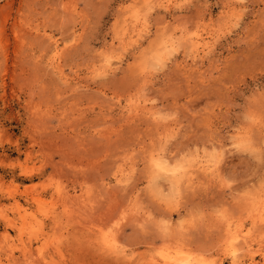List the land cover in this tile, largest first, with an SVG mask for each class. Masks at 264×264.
Listing matches in <instances>:
<instances>
[{
	"label": "rangeland",
	"instance_id": "rangeland-1",
	"mask_svg": "<svg viewBox=\"0 0 264 264\" xmlns=\"http://www.w3.org/2000/svg\"><path fill=\"white\" fill-rule=\"evenodd\" d=\"M0 264H264V0H0Z\"/></svg>",
	"mask_w": 264,
	"mask_h": 264
},
{
	"label": "bare ground",
	"instance_id": "bare-ground-1",
	"mask_svg": "<svg viewBox=\"0 0 264 264\" xmlns=\"http://www.w3.org/2000/svg\"><path fill=\"white\" fill-rule=\"evenodd\" d=\"M156 158V157H155ZM152 159H154V158H152ZM162 159V161H163V158H161ZM161 159H160V156H159V161H161ZM154 161H155V159H154ZM158 161V160H157ZM156 162V161H155ZM165 162V161H164ZM157 163H160V162H157ZM203 163V162H202ZM206 163V162H205ZM161 165H159V167L160 168H164V166H163V164L162 163H160ZM211 167V166H210ZM211 169V168H210ZM244 235V234H243ZM245 238H247V237H245ZM245 240H247V239H245ZM249 247V246H248ZM238 250V249H237ZM234 251V250H233ZM236 251V250H235ZM234 253V252H233ZM235 261V260H234Z\"/></svg>",
	"mask_w": 264,
	"mask_h": 264
}]
</instances>
